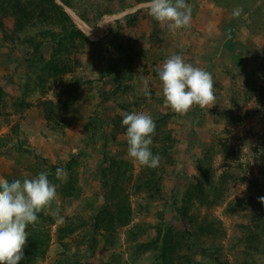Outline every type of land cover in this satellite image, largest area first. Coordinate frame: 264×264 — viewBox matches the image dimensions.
<instances>
[{
  "label": "rangeland",
  "instance_id": "374dc122",
  "mask_svg": "<svg viewBox=\"0 0 264 264\" xmlns=\"http://www.w3.org/2000/svg\"><path fill=\"white\" fill-rule=\"evenodd\" d=\"M17 1H0V180L47 171L59 185V206L39 213L28 227L19 264H164L153 249L170 228L181 248L169 264H264V235L249 231L253 211L237 214L231 207L258 197L259 190L264 197L262 14L252 35L239 36L242 56L226 68L211 63L215 59L205 51L215 53L220 40L213 28L217 20H229L227 11L239 8L238 0H187L191 27L176 31L152 18L147 0H55L62 14L52 9L30 19L21 12L29 0ZM258 11L264 13V7ZM175 54L212 74V103L185 114L165 105L156 69ZM134 111L156 123L153 154V147L163 153L171 138L172 158L155 169L127 156L121 121ZM162 118L159 136L156 121ZM202 159H208L213 181L208 190L215 191L211 204H196L191 214L195 223L212 225L206 231L177 212L187 188L197 185ZM111 161L118 163L115 168ZM58 167L65 173L59 180ZM106 168L120 175L117 197L132 212L127 225L112 231L92 224L110 205ZM73 182L76 190L68 197ZM57 213L63 222H57ZM258 240L262 246L252 244Z\"/></svg>",
  "mask_w": 264,
  "mask_h": 264
},
{
  "label": "clouds",
  "instance_id": "9594fccd",
  "mask_svg": "<svg viewBox=\"0 0 264 264\" xmlns=\"http://www.w3.org/2000/svg\"><path fill=\"white\" fill-rule=\"evenodd\" d=\"M147 8L152 18L167 25L170 31L191 27L192 9L187 0H147ZM241 12L242 9L237 8L232 15L239 17ZM156 73L164 103L176 113L185 114L193 106L204 108L215 99L212 74L185 62L180 54L166 58ZM121 124L126 128L127 156L141 166L157 168L161 156L153 154L151 148L156 132L153 118L134 111L125 113ZM64 174L63 168L58 167L55 177L59 180ZM49 175L41 171L32 178L0 180V264H19L24 258L28 227L38 222L39 213L53 204L59 206V185L53 183ZM259 202L264 204V197H259ZM56 218L58 223L63 222L58 213Z\"/></svg>",
  "mask_w": 264,
  "mask_h": 264
},
{
  "label": "trees",
  "instance_id": "16d2710c",
  "mask_svg": "<svg viewBox=\"0 0 264 264\" xmlns=\"http://www.w3.org/2000/svg\"><path fill=\"white\" fill-rule=\"evenodd\" d=\"M1 2L4 0H0ZM65 4L68 2L66 0H62ZM16 4H19V1L16 0ZM2 7L0 6V11ZM56 10L60 14H62V8L58 6L55 3V0H29V6L24 7V10H22V14L26 18H32L36 16V14L41 15L44 13V11H51ZM67 18V16H65ZM29 18V19H30ZM76 35H79L82 37V39H85V34L79 31ZM71 36L65 35L64 40H70ZM45 68V67H44ZM46 69V68H45ZM47 70V69H46ZM255 96V95H254ZM261 103V100H260ZM59 117V116H57ZM47 120L50 122L49 115L47 116ZM158 122L157 126V134L160 136V123H163V118ZM171 138L168 136L165 145L163 149V153L157 148H154V153L159 154L161 156V160H169L172 158V156L169 155V152L171 151ZM170 143V144H169ZM169 144V145H168ZM210 150H212V147L207 148L205 150V153L209 156ZM208 159H202L199 163H197V169L199 170L200 177L196 178L197 185L187 188L185 191L182 200L180 202V206L177 208V212L182 218L187 219L191 223L198 222V219L195 218L191 214V211L195 208L196 204H199L201 206H207L211 204V195L215 191V188L210 192L208 188L212 185L213 181L211 179V171L207 166L205 165ZM113 168L116 167L118 163L112 162ZM210 163V162H209ZM211 165V163H210ZM111 166V168H112ZM111 168H106L105 172L103 174V179L105 180V186L110 187V190L106 192L105 196L106 199L110 202L108 209H101L98 212L97 216H94L92 220L94 219V222L92 223L97 230H107L112 231L116 227L119 226H125L130 221L131 216V208L128 207V205L125 203L124 198L120 199L117 197V195H120L121 186H119L121 177L117 173L111 171ZM76 181V179H75ZM68 188V187H67ZM159 190V187H157ZM73 190H76L74 187V182L71 183V190L67 189V196L72 197L73 196ZM120 192V193H119ZM218 192V191H217ZM262 192L259 190L258 197H251L244 200H237L236 202L231 203V207L235 210V212L240 213L242 210H250L248 213L250 214L251 211H253L254 216L252 219L253 222V230L251 231V227H249V231L253 233V235H256L260 238V234L264 235V204H261L259 202V197H262ZM217 200V199H216ZM263 205V207H262ZM197 224L198 228L200 230H211L212 225L208 222L206 223H195ZM174 235H172V229H168L164 236H160L158 240L156 241V247L153 250L160 251V258L163 259L164 264H169L172 261H177V259L180 257L176 252L181 248V243H176L174 241ZM261 239V238H260ZM162 240L163 244H160V241ZM259 242V243H258ZM252 244H259V246H262L260 240L257 242L254 241ZM251 244V245H252ZM147 247V245H142L140 248L144 249ZM176 248V249H175ZM252 247H249L251 249ZM204 252V251H203ZM172 262V263H173ZM181 264V263H180Z\"/></svg>",
  "mask_w": 264,
  "mask_h": 264
},
{
  "label": "crops",
  "instance_id": "0c3cea01",
  "mask_svg": "<svg viewBox=\"0 0 264 264\" xmlns=\"http://www.w3.org/2000/svg\"><path fill=\"white\" fill-rule=\"evenodd\" d=\"M238 1L240 6L239 8L242 9L241 15L239 17H233V9H229V11H227L230 16L229 20H227V18L217 20V23L213 28L214 33L212 34L217 35L220 41L216 43L217 46L215 47L216 50H214L215 53H213L211 50L205 51L207 56L209 51L210 58H214L215 62H213L211 59L209 60L211 63H216L217 66H219L220 63H224L226 68H232V66H234L237 61V55H241L237 49L238 46L236 45L239 36L247 33L252 35L253 32L257 30V28L254 27V24L260 26L259 22L256 21V19L258 20V14H262L260 16L264 19V13H258V7H264V0ZM230 25L232 26L230 27ZM231 63L234 64L230 66L229 64Z\"/></svg>",
  "mask_w": 264,
  "mask_h": 264
},
{
  "label": "water",
  "instance_id": "95a60500",
  "mask_svg": "<svg viewBox=\"0 0 264 264\" xmlns=\"http://www.w3.org/2000/svg\"><path fill=\"white\" fill-rule=\"evenodd\" d=\"M67 11L69 13V15L75 19V21H77L84 29L87 33H93V31L90 30V28L74 13L72 12L71 10H69L67 8Z\"/></svg>",
  "mask_w": 264,
  "mask_h": 264
}]
</instances>
